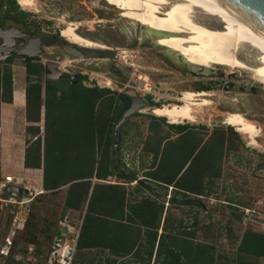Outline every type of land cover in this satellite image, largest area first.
Listing matches in <instances>:
<instances>
[{
  "label": "rangeland",
  "instance_id": "obj_1",
  "mask_svg": "<svg viewBox=\"0 0 264 264\" xmlns=\"http://www.w3.org/2000/svg\"><path fill=\"white\" fill-rule=\"evenodd\" d=\"M107 1L32 0L34 3L30 9L17 6L19 11L26 14L23 31L46 36L47 41L55 38L35 60L40 63L58 62L64 76L84 77L81 83L85 87L107 89L127 98L148 100L119 127L118 140L112 150L113 170L123 175L133 171L136 180H143L142 174L149 163V157L142 154V149L148 135L149 118H158L152 114V110L178 104L177 99L185 91L196 93V90L203 89V92L212 95L209 98L210 106L199 110L196 123L177 124L194 128V133L202 138L213 131H222L226 146L233 148L231 152L223 153L220 175L211 189L204 192L202 197H197L201 208L196 207L190 198L183 199L174 194L171 188L162 190L147 182L143 184L145 189L137 192H133L136 186L134 182L125 184V181L107 178L98 183L123 186L127 200L160 197L158 201L163 206L161 222L167 220L172 227L180 223L184 231L190 233L195 230L191 228L195 220L198 230L194 233V242L211 244L216 264H233L238 241L245 230L264 234V226L249 219L252 216L264 220V89L238 70L212 67L210 71L198 70V74H192V68L184 64L182 58L158 47V38L153 34L144 32L142 36L139 30L135 32L134 25ZM15 4L18 5L17 2ZM67 24H79L76 34L100 44L103 50H85L64 41V44H60L58 41L62 39H59V32ZM4 25L12 26L8 22ZM139 29L142 30L141 27ZM61 45L75 48L78 56H63ZM19 47L16 44L15 48ZM256 59H260V56L256 55ZM22 63L14 56L9 65L11 90L17 91L16 103L21 101L20 93L24 88ZM106 82H109L108 87L103 85ZM22 107L16 106L19 111L10 118L9 124L8 112L1 110L5 137L8 126L11 140L6 137L7 157L4 161L0 146V176L11 175L21 187L29 188L33 185L32 179L39 173H25L20 165L24 142L31 140L30 136L22 133ZM229 113L243 115L258 129V148L248 146L244 137L224 124L225 115ZM163 123L164 126L170 125L165 119ZM37 126L41 135L42 122ZM162 132L161 135L167 132L165 127ZM169 136L174 138L171 132ZM64 194L65 187L31 201L26 225L22 232L15 235L6 257L0 256V264H55L58 257L50 256L54 244L68 246L70 251L65 255L64 264L71 261L81 264L106 256L101 251H74L73 234L79 230L82 214L68 211L60 219ZM5 214L0 212V247L9 229V217ZM234 216H238L239 221ZM59 219L63 227L57 225ZM159 233L160 229L157 236ZM123 262L128 264L130 260L126 258ZM257 262L264 264V259Z\"/></svg>",
  "mask_w": 264,
  "mask_h": 264
},
{
  "label": "trees",
  "instance_id": "obj_2",
  "mask_svg": "<svg viewBox=\"0 0 264 264\" xmlns=\"http://www.w3.org/2000/svg\"><path fill=\"white\" fill-rule=\"evenodd\" d=\"M15 2L0 0V28L5 22L17 28L26 26V14ZM11 61L0 63L3 104H10L13 92ZM22 67L24 133L31 138L24 142L22 168L40 171L41 193L32 201L65 187L60 219L68 211L82 214L74 251H101L106 256L81 264H126V258L128 264H216L213 246L194 242L195 220L191 224L195 230L186 233L180 223L172 227L167 220L161 222L160 197L127 200L123 186L98 182L107 178L134 182L133 192L145 189L146 182L162 190L171 188L201 208L197 197L211 189L220 175L223 153L233 150L226 146L223 132L213 131L202 138L194 128L164 126L162 118H149L142 149L149 163L143 180H136L133 171L123 175L113 170V127L127 109L129 98L84 87L81 76L75 82L66 78L42 81L43 67L36 60L25 61ZM163 127L167 132L161 135ZM234 218L239 221L238 216ZM235 256L233 264H259L257 260L264 259V234L245 230Z\"/></svg>",
  "mask_w": 264,
  "mask_h": 264
},
{
  "label": "bare ground",
  "instance_id": "obj_3",
  "mask_svg": "<svg viewBox=\"0 0 264 264\" xmlns=\"http://www.w3.org/2000/svg\"><path fill=\"white\" fill-rule=\"evenodd\" d=\"M21 9L32 8V0H16ZM134 27L153 34L158 47L170 55L182 58L195 70L210 71L212 67L227 68L246 73L264 89V33L250 20L227 6L222 0H108ZM79 24H67L60 30L63 41L85 50H103L76 34ZM80 28V27H79ZM11 33H6L0 55L7 53ZM246 53L244 54V52ZM73 53V52H72ZM256 55L260 59H256ZM250 57L252 60L249 61ZM258 57V56H257ZM252 62V63H251ZM105 87L109 82L103 83ZM206 92H183L178 104L152 110L170 125L196 123L199 110L210 106ZM176 100V99H175ZM136 102H133V104ZM204 111V110H203ZM205 112V111H204ZM224 124L247 140V145L258 148V129L239 113L225 115ZM66 245L59 252L65 256ZM58 257V258H60ZM61 263L64 262L62 259Z\"/></svg>",
  "mask_w": 264,
  "mask_h": 264
},
{
  "label": "built area",
  "instance_id": "obj_4",
  "mask_svg": "<svg viewBox=\"0 0 264 264\" xmlns=\"http://www.w3.org/2000/svg\"><path fill=\"white\" fill-rule=\"evenodd\" d=\"M42 67L44 63H41ZM59 63L56 62V69L60 72L59 69ZM42 80H45V73H41ZM85 87V86H84ZM20 188V191H16L15 189ZM22 190H25V196H27V199H22L24 194L22 193ZM31 193L32 195L29 196L28 194ZM41 193V191L34 192L30 188L27 187H21L20 184L17 183V181L11 177V176H0V212L6 213L5 215L9 217V229L3 239V243L0 247V256L6 257L8 254L9 248L11 246V242L14 239L15 235L17 233L22 232L26 216L29 212L28 207L33 198ZM246 213V211H244ZM58 226H64L61 221L58 222ZM78 235V231H75L73 234V248L75 245V241ZM60 236H62L60 234ZM58 241V240H57ZM63 246H60L58 244H54V247H51L50 256L56 255L57 257H60L61 254L59 252L62 250ZM56 248V249H55ZM72 248V250H73ZM68 246H66L65 253H68ZM28 253H31L30 250H28ZM66 255V254H65ZM65 260L66 257L58 258V260L54 261L55 264H64V262L61 263L60 260ZM50 264V262H48Z\"/></svg>",
  "mask_w": 264,
  "mask_h": 264
},
{
  "label": "water",
  "instance_id": "obj_5",
  "mask_svg": "<svg viewBox=\"0 0 264 264\" xmlns=\"http://www.w3.org/2000/svg\"><path fill=\"white\" fill-rule=\"evenodd\" d=\"M227 6L235 10L236 12H239L242 14L246 19L250 20V22L256 26V28L264 33V0H222ZM12 35L9 37L11 39V42L13 41V37H21L24 34L21 32V30L17 27H11L8 29H2L0 28V40L1 44L0 47H2L4 43V38L2 37L6 33H11ZM12 48H9L7 50V53H4L0 55V63L5 62L7 60V57L10 55V53L14 52ZM21 53L20 55H31V56H37L39 55V52H26L24 50L18 51ZM25 61V58L22 59V62ZM47 70L49 71L50 74H45V78L48 81H56L58 80L61 76L62 73L57 71L55 69V65L50 63L47 65ZM192 74H198V70L191 69ZM141 99L139 98H133L131 99V103L127 110L123 113L121 116V119L114 125L113 127V133H112V138H113V146L112 148H115V145L118 140V129L119 127L126 121L127 117L133 115L136 113L137 109L140 107V102ZM133 102H136L133 104ZM94 182V181H93ZM20 188L15 189L16 191H20ZM22 193L24 196L22 199H27V196H25L26 191L22 190ZM29 196L32 194L29 193ZM251 221L260 224L264 226V220L258 219L256 217L250 216L249 218ZM80 226V225H79Z\"/></svg>",
  "mask_w": 264,
  "mask_h": 264
},
{
  "label": "flooded vegetation",
  "instance_id": "obj_6",
  "mask_svg": "<svg viewBox=\"0 0 264 264\" xmlns=\"http://www.w3.org/2000/svg\"><path fill=\"white\" fill-rule=\"evenodd\" d=\"M11 27H15V26H9V25H7V26H5V25H3V27H2V29H8V28H11ZM140 27H137V29L134 27V30H135V32H137L138 30H139V34L140 35H142V30L141 29H139ZM20 30H21V32L24 34L23 36H21V37H13L12 39H13V41L11 42V44L9 45V46H7V47H9V48H12L13 50H15L14 52H12V53H10V55L7 57V59L9 58V59H12L14 56L18 59V60H21L22 61V59L23 58H25V61H28V60H30V61H32V60H35L36 58H38L39 57V55L40 54H42L43 52H44V50L47 48V47H49V42H52V40H54L55 38H51V40H49V41H47L45 38H46V36H40L39 34L37 35V36H35V35H33L32 33H29V32H26V31H23V29L24 28H19ZM58 33V32H57ZM147 34H148V32H146ZM53 35V33H51V36ZM142 37V36H141ZM59 39H62L61 37H60V32H59ZM10 41H11V39H10ZM19 41V42H18ZM63 41V39L62 40H59L58 42L60 43V44H64V42H62ZM0 44H1V40H0ZM16 44L17 45H20V47L19 48H15V46H16ZM67 44H69V43H67ZM70 45V44H69ZM73 46V45H72ZM75 47V46H74ZM20 50H24V51H26V52H39V55H37V56H31V55H23V56H21L20 54L21 53H19L18 51H20ZM60 50H62V52L64 53V55L63 56H66V55H72V56H78V54H77V52H76V49L75 48H73V47H70V46H68V45H61V48H60ZM73 52V53H72ZM11 55H14L13 57L11 56ZM24 61V62H25ZM40 65H41V63L39 62V61H37ZM50 63H52V64H54L55 65V69H56V62H54V61H46L45 63H44V65H43V73H45V74H50L49 73V71L47 70V65L48 64H50ZM42 66V65H41ZM57 70V69H56ZM58 71V70H57ZM77 77L78 76H64L63 74H62V76L60 77V78H62V79H64V78H66L69 82H75L76 81V79H77ZM82 77V76H81ZM46 80V79H45ZM200 92H203V91H200ZM131 99H133V98H129V103H128V107H129V105H130V103H131ZM144 101V102H143ZM140 106H142L143 104H147L148 103V100H146V99H144V100H141L140 102ZM127 107V108H128ZM127 110V109H126ZM125 110V111H126ZM124 111V112H125ZM121 119V118H120Z\"/></svg>",
  "mask_w": 264,
  "mask_h": 264
},
{
  "label": "crops",
  "instance_id": "obj_7",
  "mask_svg": "<svg viewBox=\"0 0 264 264\" xmlns=\"http://www.w3.org/2000/svg\"><path fill=\"white\" fill-rule=\"evenodd\" d=\"M16 94H17V91L16 90H14L13 91V96L11 95V102H10V104H3V103H0V124H1V127H0V135H1V140H0V146L2 147V149H3V155H2V160L4 161V160H6V157H7V155H6V153H7V150H6V147H7V143H8V140H7V138L8 139H10L11 140V138H10V133H9V127L7 126V128H6V137H5V128H4V125H3V123H2V116H1V110L2 109H4L6 112H8V124L10 123V118L15 114V112H17V111H19L18 109L19 108H16V106L18 107V106H20V108L22 107V102H23V107H22V122H23V131H22V133H24V127H25V125H26V123L24 122V118H23V109H24V99H23V90H22V92L20 93V96H21V101L20 102H18V103H16L15 102V99H16ZM6 138V139H5ZM9 154V153H8ZM22 154H23V151H22ZM20 165H21V167H22V155H21V159H20ZM23 169V168H22ZM23 171L25 172V173H31V172H37V173H39L38 174V176H39V178H38V176H35V178L34 179H32L33 181H32V183H33V185L32 186H30L29 188L31 189V190H33V188L34 189H36V190H33L34 192H36V191H41V177H40V171H37V170H27V169H23ZM3 176H11V175H8V174H4ZM27 177H29V174H28V176Z\"/></svg>",
  "mask_w": 264,
  "mask_h": 264
}]
</instances>
